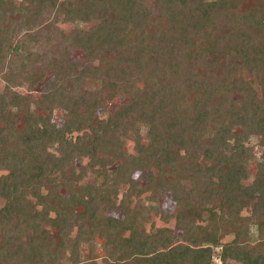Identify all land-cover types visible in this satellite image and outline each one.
Segmentation results:
<instances>
[{"label": "trees", "instance_id": "trees-1", "mask_svg": "<svg viewBox=\"0 0 264 264\" xmlns=\"http://www.w3.org/2000/svg\"><path fill=\"white\" fill-rule=\"evenodd\" d=\"M56 2L0 0L8 83L31 91L45 78L34 67L40 33L16 42L13 24L34 23ZM61 11L73 27L61 32L60 53L50 51L53 77L42 96L11 86L0 95V264H218L216 257L264 264V0H156L151 8L142 0H76ZM46 42L57 46L52 36ZM72 49L84 56L72 58ZM249 69L261 96L228 100ZM126 93L128 103L100 116ZM55 107L66 110L60 125ZM254 137L262 149L249 145ZM84 156L88 164L76 166ZM87 167L100 182L82 183ZM174 176L189 177L201 200L218 204V225L203 239L185 212L173 231L146 229Z\"/></svg>", "mask_w": 264, "mask_h": 264}, {"label": "rangeland", "instance_id": "rangeland-1", "mask_svg": "<svg viewBox=\"0 0 264 264\" xmlns=\"http://www.w3.org/2000/svg\"><path fill=\"white\" fill-rule=\"evenodd\" d=\"M76 0H57V2L53 5L47 6L39 18L36 19L34 23H24V21L18 20L13 25L15 27L14 31V40L17 42L20 40L23 35L26 33H33L35 31H38L40 33V39L41 41L39 43H33L32 46L34 47V50L36 52L40 53L41 59L38 63L34 64V67L38 70H45L46 76L45 78L40 81V83L31 91L27 89V86L23 83L19 84V82H15L13 84L8 83L5 79L6 73H9L10 67L7 63H0V95L3 93H6L8 86H11L10 88L12 90H17L20 92H23L24 94L28 95L30 98L38 99L42 96L41 92L43 91V87H45L47 81L51 79L52 72L49 69V61L51 60V53L50 51H55V53H60V49H62L63 43L65 44V40L61 37V32L65 34L67 31H69L73 25L65 20L64 14L61 11L63 6L68 4L75 3ZM144 4L151 8L154 6L156 0H142ZM16 16V15H15ZM52 36L53 39H55V43L57 44L56 47H51L49 44L45 41L47 37ZM72 58L76 56H84V54L80 50L72 49ZM98 60H94V63L97 65ZM22 80V79H21ZM236 83L231 85L230 90L227 94L228 100H238L241 97H245L247 95L257 97L258 99L261 96V88L259 87V84L257 82V79L251 69L246 72H244L242 75H238L235 78ZM10 84V85H9ZM244 90L239 92L238 87H242ZM129 101V95L126 94H119L114 98L113 100L109 101L106 107L107 109H103L100 112V116L102 118L108 117V115L112 114L115 109L124 103H128ZM31 108L34 110H37V104L35 102H32ZM15 110V109H14ZM66 115V110L64 108L55 107L52 113V121L56 122L57 124H62L64 117ZM23 119L20 118L18 126L23 127ZM260 137H254L252 141H250L249 145H255V149L259 150L262 149L259 144ZM126 142V149L129 152L133 151L134 144L133 140L130 138H125ZM51 151L54 152V150L51 149ZM255 155L253 156L252 160L249 164V171L250 176L253 177V175L257 171V161L259 153L255 151ZM89 157H79L76 160V166L80 165H87L89 162ZM201 162L202 159H200ZM205 163V162H203ZM5 171L0 170V174L4 173ZM175 180V188L168 190L165 192L164 200L162 202L161 211L159 212H152V215L146 217L145 220V226L148 232L155 233L156 231H159L160 229L167 228L171 231L175 230L176 224H177V216L178 214L182 213L186 214L189 222L194 226L196 233L201 237V239L204 238V236H207L208 233L212 232L215 227L218 225V219L220 216V209L218 207V204L216 201L213 203L209 200H201L200 196L196 195L193 189V184L189 177H181L177 179V176L173 177ZM82 183L86 182H100V178H97L95 175V172L90 168L87 167L86 173L82 176ZM142 182H144L143 179H141ZM251 182V179L249 180ZM249 183V182H248ZM61 189L59 191L61 193H64L65 190L62 186H59ZM127 186H121L120 192L117 198V202H119L120 198L122 197V194L124 191H126ZM67 194V193H65ZM149 193L144 194L142 197L147 196ZM150 203V201H148ZM3 204V201L0 200V205ZM189 206H191L189 208ZM248 211H245V213H250L251 209L248 208ZM109 212L112 215H117L119 217H122L123 214L120 210H103V213L109 214ZM215 212V214H214ZM110 214V215H111ZM45 228H50V225H46ZM54 234V233H53ZM74 234V233H73ZM181 234V232L178 230L177 235ZM30 234H25L24 238L26 240H29ZM233 238V234H229L224 238L225 241H229ZM103 243L104 239H101L99 237H96L95 239V254L98 256L97 260L99 262L105 263V252L103 249ZM87 245H83V256L85 257L87 255ZM164 247H158L155 249H152L151 251H158L159 249H163ZM218 251L216 253H219ZM215 262L218 264H223L219 260V257L215 258ZM228 264H243L241 262H238L236 260H231Z\"/></svg>", "mask_w": 264, "mask_h": 264}]
</instances>
